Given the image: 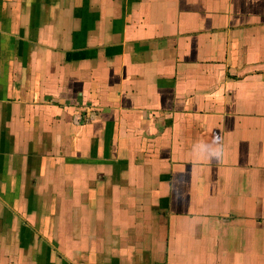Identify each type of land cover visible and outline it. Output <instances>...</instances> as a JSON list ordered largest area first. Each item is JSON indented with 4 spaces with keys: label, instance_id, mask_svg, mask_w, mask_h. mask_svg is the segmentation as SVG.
I'll return each instance as SVG.
<instances>
[{
    "label": "crops",
    "instance_id": "0c3cea01",
    "mask_svg": "<svg viewBox=\"0 0 264 264\" xmlns=\"http://www.w3.org/2000/svg\"><path fill=\"white\" fill-rule=\"evenodd\" d=\"M0 264H264V0H0Z\"/></svg>",
    "mask_w": 264,
    "mask_h": 264
}]
</instances>
